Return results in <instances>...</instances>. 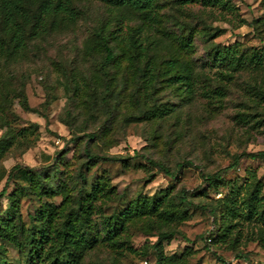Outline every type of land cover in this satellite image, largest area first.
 <instances>
[{"label":"rangeland","instance_id":"obj_1","mask_svg":"<svg viewBox=\"0 0 264 264\" xmlns=\"http://www.w3.org/2000/svg\"><path fill=\"white\" fill-rule=\"evenodd\" d=\"M74 8L73 19L49 17L40 30L53 32L27 55L0 59L8 90L0 86V264H28L31 237L36 264H49L61 228L79 238L84 216L94 239L78 264H155L158 252L161 264H264V201L251 215L245 204L264 199V159L227 168L241 153L264 152V0ZM102 27L117 52L114 96L104 102L102 51L91 41ZM132 35L151 82L139 80ZM87 150L131 158L94 161Z\"/></svg>","mask_w":264,"mask_h":264},{"label":"trees","instance_id":"obj_2","mask_svg":"<svg viewBox=\"0 0 264 264\" xmlns=\"http://www.w3.org/2000/svg\"><path fill=\"white\" fill-rule=\"evenodd\" d=\"M79 0H0V59L5 60L6 64H10L15 57L19 54L21 56L27 55V51L30 49L29 46L33 43H36L40 39H46L47 33L53 32L52 28H49V31L45 29L43 31L40 30V27L44 25V22L49 18H59L68 16L69 19H73L75 8L74 6ZM108 3L115 6H128L131 9H135L138 11H146L152 8L154 4V0H106ZM131 43L132 49L134 53L132 55L133 60L137 64V70L139 72V80L146 76L145 69L139 67V62L142 57V52L140 50L143 49L142 43H139L137 37L132 35ZM93 45L99 48L102 51L101 59L99 61L98 71L101 77L105 82V91L104 97L102 101L107 100L110 96H114V92L111 91V85L113 79L111 77L112 69L117 63V52H116V44L114 43V37L111 31H106L104 27L97 29L94 31L93 36L91 38ZM29 48V49H28ZM213 50L215 53L219 54L222 51V48L218 45H214ZM232 64V63H231ZM1 61H0V86L4 95L7 96L8 90L4 83V73L2 71ZM152 75V74H151ZM74 75L69 74L66 75V78L72 80ZM144 80V79H142ZM148 82H151L152 76L148 79ZM144 82V81H143ZM25 85H22V88L19 89V96L22 98L21 104L27 109L31 110L28 104L27 95L25 92ZM67 92H71L72 88L70 85H66ZM94 93V91H93ZM107 95V97H106ZM96 98L93 102V107L96 105ZM5 99H7L5 97ZM72 100V98H71ZM7 107V106H6ZM8 111L10 109L7 107ZM161 108H152L148 111V114H153L154 116H160L163 111ZM2 112V111H1ZM88 141L93 140L95 138L94 135L87 136ZM87 141V142H88ZM86 155L90 160L98 161H116L122 162L127 161L131 157L122 158L116 156H107V155H97L92 154L88 150L86 151ZM142 159L148 161L153 166L158 167L160 170L165 172L169 176H174L175 172L171 171L167 166L162 163L155 162L149 158H147L143 154H137ZM263 158L264 152L259 153H241L238 155L234 161L227 168H235L239 165L240 161L243 158ZM192 165L193 163L190 161H186L183 164H178L176 166V171L178 169H182L185 165ZM19 169V166H15L12 169V172H15ZM219 176L218 173L206 177V180L212 181ZM6 187L2 191V195L6 194ZM181 198L185 203L193 204L188 200L185 191H182ZM257 201V204H262L264 199H256V197L251 196L248 198L247 203H245L248 207V214H253L254 202ZM264 221V209L258 215ZM83 217V216H82ZM85 220L81 221V230L82 235L79 238H76L70 231L68 225L64 224V226L60 230L61 234V242L57 249L58 256L54 259H50L49 264H78L80 252L83 249L85 243H93V232L90 227L86 223L85 216L82 218ZM117 221L115 220V223ZM82 238V240H80ZM86 241V242H85ZM85 242V243H84ZM37 239L36 237H31L28 243L25 244V247L28 248V264H36V260L39 257L37 253ZM161 243H159V246ZM158 252V251H157ZM163 255L161 252L157 253V261L155 264H161L163 262Z\"/></svg>","mask_w":264,"mask_h":264}]
</instances>
